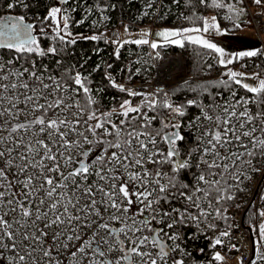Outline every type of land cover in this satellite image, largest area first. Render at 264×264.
<instances>
[{"label":"snow or ice","instance_id":"snow-or-ice-1","mask_svg":"<svg viewBox=\"0 0 264 264\" xmlns=\"http://www.w3.org/2000/svg\"><path fill=\"white\" fill-rule=\"evenodd\" d=\"M60 3L66 4L68 0H59ZM205 3L206 0H200ZM256 4L264 3V0H253ZM14 5L9 4L8 7L12 8ZM26 6V5H25ZM211 6L215 8L225 7L222 0H211ZM230 12L236 11L238 15H243V8L237 10L233 5H227ZM74 11V9H72ZM70 16L66 14V10L61 7H52L46 17L45 21H50L54 25L55 36L54 39L63 44H75L76 38L73 37L70 28ZM62 21V24H61ZM203 27L193 26L190 28L164 30L157 33V36L165 44H173L183 47L185 42L210 49L221 56L220 64L226 66L231 64L232 59L224 60V53L215 44L207 39H204L201 33H207L210 29L219 31V26L216 23V17L211 18V23L208 19H203ZM240 25L238 24L237 27ZM33 25L29 24L23 27V18L18 21L12 22L11 27H4L0 29V48H7L14 50L16 53L23 54L35 53L37 55H45V50L40 48L36 37L32 35ZM43 32V28L41 29ZM125 32H128L125 27ZM194 34V35H193ZM149 33L144 32L143 37H147ZM82 39H90L96 41L102 38L101 36L93 35L91 37H83ZM113 43H118L114 40ZM123 43H135L137 45L148 44L146 38L137 39L134 41H124ZM122 46V45H121ZM159 45L155 42L151 43V47L155 50ZM48 53L56 54L57 49L50 47L47 49ZM119 48H117V55ZM256 51H248L239 53L237 58L253 57L256 56ZM159 56V53H157ZM7 64H12L9 60ZM110 67V66H109ZM25 73L32 79L33 84L23 82ZM228 79L240 87L244 88L248 93L253 94L254 97H260L264 101V79H260L258 75H254L253 79H258V85H250L244 83L247 78L243 73L236 71H229L226 73ZM15 76L17 83L9 82L8 84L0 85V105L7 101L10 107L3 108L0 111V116H8L17 118L19 109L17 105L21 102L32 105L29 109V115L32 119L27 120L25 123H18L8 129L9 135L7 137L0 136V145H4L0 149V158L5 161V167H0V209L7 208V211H0V249H4L13 253V257L9 264H28V258L33 253L39 251L40 255L44 258V264H62V261L57 257L53 249H69V242L80 241L81 236L77 232L78 227H88L90 223H96L94 216H101L97 207L102 204L107 208L115 209L116 213H128L127 206L121 208L120 197L126 201L127 205H132L135 201L131 197H135L144 208L139 210V215L143 216L144 210H149L152 215L149 218L137 220L135 216L130 217L131 225L126 220H121L120 216L115 213L110 215V220L119 221L123 226L116 229L115 232L110 225L99 223L96 230L93 231V236L99 235L100 230H104L108 236L115 238L123 234L128 238V232L132 233L130 248L123 247V241H117L121 244L120 251L123 255L119 259H111L107 256L106 251L101 245L107 244V252H113L114 245L104 237L101 240H84L81 244L75 246V250L69 251L68 255L71 258L70 264H122V261H127L131 256H138L143 261V264H160L164 262L167 264L170 251L173 249L166 248L165 244L161 242L162 237L150 227L151 221L156 220L157 216L163 219L164 216H169L171 213H161L157 207L161 199H167V196L154 195V193L166 194L170 189H178V195L183 197L189 202V206L185 209H172V213H179V218L173 216L172 222L167 225L172 228L177 223H184L186 217L194 221H199L200 216H207L209 213L204 211L200 205V198L197 193L203 191L204 197L207 198L210 192L202 190L200 187H195L191 192H185L182 189L188 188V185H180L176 182V173L182 169L190 166L188 159H180V152L178 145L184 140V136L175 131L181 127L180 123L174 119H161V127L159 129L152 128V121L156 116H148L147 113L142 112V106L133 107L131 101L125 100L121 104L122 115L125 119L120 121L117 125L111 121V116L114 114L105 112L99 116L94 111H89L88 108L94 101L89 97L88 106H80L77 104L78 112L71 113L72 105L66 103L63 96L58 95L60 92L68 94L82 89L85 94H88L90 89L87 87L85 81L86 77L82 78L80 73L68 76V79L73 80L77 89H70L66 82L57 80L53 76L48 79L52 81L51 84L44 83V77L35 71L28 68L22 70H14L7 68L6 65L0 64V80H8L9 77ZM226 83V82H224ZM112 86L118 88L119 91H127L129 96L143 95L144 103L150 111H156L158 108L168 110L171 115L183 117L185 115L184 105H174L169 100V94L164 93V99L158 101L156 94L151 98L148 94L135 92L125 89L122 85H118L115 81ZM23 88V93L19 89ZM51 91H45L49 90ZM15 91V96H5L4 93ZM195 90V89H193ZM57 93L56 98L48 102V98ZM235 96V92L232 93ZM22 97V100H21ZM251 101L248 98L241 97L232 104L225 102L223 105V112L225 116L223 120L217 114L216 116L209 115L202 107V116L204 120L212 122L211 129L206 128L201 133V141L204 137H208L202 149L201 161L207 165L208 169L223 168L224 171L228 170V164H221L218 161H226L228 156L221 153L219 148H225L231 145L234 141L240 142L243 137H249L253 147L259 145L264 150V139H258L254 133L257 131L256 127H250L246 130L245 124H254L255 121L260 120L264 122V112L251 114L247 105ZM197 104L195 99L188 100L187 106L191 107ZM242 105L244 111L237 112L236 106ZM216 108L217 105H212ZM16 109V111H13ZM55 109H60L62 112H68L70 115L76 117L74 120L60 118L59 114H55V118L49 115L50 112L54 113ZM87 112V118L81 119L80 117ZM39 113V115H33ZM136 113L142 122L134 123L137 116H130ZM243 118L242 120L240 118ZM233 118L239 120L238 127L233 126ZM201 119V117H197ZM95 121V123H90ZM80 125L84 126V131H80ZM222 127L221 130H215ZM35 131H33V127ZM172 129V130H168ZM98 130H101L98 132ZM32 131V138L26 139L22 132ZM264 132V127L260 128ZM15 134V135H13ZM90 134V135H89ZM105 137H112V139H105ZM159 138V139H158ZM168 145L166 151L158 147L160 142ZM89 145L86 150L80 151L78 160L75 163L78 165L72 171L65 174L61 170L60 161L63 160L64 164L73 163L75 153ZM106 145V147H105ZM151 145V147H150ZM92 146H99L100 152L94 159L89 161V156L94 150ZM242 147L247 149V145L242 144ZM116 149L115 151H110ZM213 155L214 160L209 162L204 159L207 155ZM247 155L252 156L253 152L247 151ZM235 159H240L244 152L238 155L233 154ZM190 156V154H189ZM51 162V163H48ZM165 163L171 164V172L161 171L157 168L154 172L146 167V164L163 165ZM16 169L12 173V178L7 174L6 169ZM123 169L127 175L125 181L119 174V170ZM135 169V170H133ZM142 169V171H141ZM52 173L58 174V178ZM96 176L98 181L93 184L81 183L87 182L90 176ZM207 175H219V173L209 172ZM79 178V179H78ZM166 180V182H164ZM119 182V184H117ZM132 187H129V184ZM204 183L209 185V189L215 188L216 191H221L218 185L221 184L219 180H208L206 174L202 173L198 177V184ZM14 185H20L19 192L12 191ZM155 185L156 187H153ZM133 188L138 190L133 191ZM11 193L10 196L8 194ZM99 195L100 199L97 200ZM8 197L5 199V197ZM23 197L21 199L20 197ZM231 195L227 199H232ZM38 200V203L36 202ZM196 208L199 215H195L189 211V208ZM45 208L47 210H45ZM12 215V220L9 221L5 217ZM260 215L264 216V212ZM17 216L19 218H17ZM39 222V223H38ZM83 222V223H81ZM42 225V227H41ZM31 229L29 232L27 229ZM153 232L152 236L143 235L136 236L137 232L143 229ZM20 229H25L20 231ZM46 229L52 230V244H48L47 237L49 232ZM163 231V230H161ZM259 232L261 238L264 239V225H260ZM66 235L65 239H61ZM168 239L175 241L179 237L176 234L169 235L164 233ZM222 235H228L227 232ZM21 242H28L23 248H20ZM221 241L217 239L213 246L220 244ZM151 244L157 248L158 251L153 257L151 252L141 251L146 245ZM95 245V246H93ZM176 247H179L176 245ZM2 255V252H0ZM147 257L148 259H145ZM260 260H264V254L259 255ZM219 264L223 257L217 253L213 257ZM32 264H41L39 260H33ZM173 264H183L182 260L173 261ZM252 264H256L253 261Z\"/></svg>","mask_w":264,"mask_h":264},{"label":"trees","instance_id":"trees-1","mask_svg":"<svg viewBox=\"0 0 264 264\" xmlns=\"http://www.w3.org/2000/svg\"><path fill=\"white\" fill-rule=\"evenodd\" d=\"M12 1L13 0H0V19L5 15H10L16 18L22 17L24 21L29 20L27 25L31 24L34 26L32 35L36 37L40 48L45 50L46 54L43 56L35 53L19 54L14 50L0 48L2 64L6 65L7 68L14 70L28 68L47 78L53 76L57 80L66 82L70 86V89H77V86L73 80L68 79V76L74 77L78 72L82 78L86 77L85 83L90 89L88 94H85L82 89H78L75 92L69 91L72 92V99L74 100L73 104L70 103L72 105L70 109L71 113L78 112L77 104L80 106H88V99L91 97L94 103L90 105L88 110L94 111L97 116L105 112L112 113L113 110H115L110 119L113 123L119 125L120 121L125 119L120 115L122 111L120 106L125 100H128L131 101L133 107L142 106L141 111L147 113L148 116L157 117L152 121L153 129H159L161 127L162 118L174 119L180 123L181 127L175 130L179 131L184 136V140L178 145L180 152L179 158L188 159L190 166L175 174L176 182L180 185L189 186L188 188L182 189L185 192L190 193L195 187H200L202 190L209 191L210 195L207 198L204 197L203 191L196 194L197 197L200 198L201 208L209 213V215L200 216L199 221H194L186 217L184 223H177L172 228H168L167 225L172 222L173 216H176L177 219L179 218V213H172V209L176 208L183 210L189 206V202L177 194L179 191L178 189H170L166 194L154 193V195L167 196V199H161L160 203L154 206L157 207L161 213H171L169 216H164L162 220L157 216L159 223L155 224L152 222L150 224V227L154 229L156 233L163 236L169 248L173 249L170 251L167 264H173V261L182 260L181 253L186 254L190 259L188 261L182 260L183 264H218V262L213 259L217 253L224 256H234L222 249L212 247L208 236L213 228L227 227L229 225L226 209L237 206L245 190L240 187V181L235 177L237 164H233L227 171H224L223 168L208 169L207 165L201 161L202 141L200 137L201 133L208 126L205 123L197 125L194 121L197 117L202 115V107L209 115L216 116L218 114L220 116L221 105L225 101H236L244 97L251 101L247 105V108L251 114L255 115L264 112V101H262L260 97H254L253 94L248 93L244 88L230 81L224 72L218 78L187 81L168 90L155 91L154 94H156L158 101H162L164 99V93L167 92L171 103L177 106L184 105L185 115L183 117L171 115L168 110L163 108L150 111L144 103V99L139 100L137 96H129L128 92H121L118 89L112 88L108 84L106 73L109 71L116 79H122L127 71L132 79L145 82L151 75L154 61L160 62L169 51L183 50L188 54L187 60L190 65L188 73L200 76L202 73L210 72V70L213 69L210 65V56L215 55V53L210 49L185 42L183 47L176 45H159L155 49L156 54L159 53V56L156 55L155 58H152L147 45L122 43V46L120 45L118 47L119 53L117 55V50L115 53L113 52V44L103 35L101 39L96 41L77 38V36H101V30L91 25L93 21H97L100 14L105 17V24L109 27H117L119 24H123L130 28V26L134 24L142 26L151 22L155 25L161 24L159 26L169 27L173 23L179 22L177 28H190L193 26L202 28L203 19H205L206 16H213L216 17V22L219 23L221 27L233 28L238 24L249 23L246 5L251 11L256 13L262 3L258 5L254 3L253 0H222L225 7L215 8L211 6V0H206L205 3H201L200 0H152L150 7L147 9V13H145L144 5L146 0H68L66 4L60 3L59 0H23V2L20 3H13L14 6L9 8L8 5ZM218 2H220V0H218ZM229 4L233 5L237 10L243 8V15H238L236 11L230 12L227 7ZM57 5L63 8L68 6L71 10L74 9V11H71L70 15L69 30L72 32L73 37L76 38L75 44H63L54 39L55 26L52 25L50 21L44 20L48 11ZM85 10L88 12L87 15H85ZM42 28L43 32L41 31ZM50 47H55L57 49L56 54L53 55L47 52V49ZM145 56L151 59L149 65L143 62ZM255 57L259 58L262 63L264 62L259 51H257ZM9 60L12 61L10 65L7 64ZM251 69L252 68H248V71H251ZM255 71L264 73L261 69ZM48 82L50 84L52 83L49 79ZM233 92H235V96L232 95ZM56 95L57 93H55V98ZM58 95L63 96V92L58 93ZM149 97L151 98V96ZM193 99L197 101V104L188 107L187 101ZM214 104L217 105L216 108L212 107ZM55 114H59L60 118H65L66 116L67 119H76L75 116L70 115L68 112H60V109H55L54 113H49L52 118H55ZM33 115H39V113ZM19 116L21 119L19 123H22L23 118L20 114ZM130 116H137V114L132 113ZM80 118L86 119L87 112ZM30 119H32L30 115L24 117L25 122ZM140 122H142V120L137 116V120L134 123ZM90 123H95V121H90ZM15 124L18 123H14L13 125ZM251 125L256 127V133L263 137L264 132L260 131V128L264 127V122L257 120ZM78 127L79 129L83 127L82 131H84L83 125ZM8 129L5 131L4 137L9 135ZM215 130H221V127ZM99 131L101 130H98V132ZM105 139L110 140L112 137H105ZM88 147L90 146L88 145ZM92 147L97 155L102 154L99 146ZM158 147L166 151L168 145L161 141ZM115 150L116 149H111L110 151ZM249 151L253 152V155H248L247 158L254 164H258L260 156L264 154V150L258 145L250 148ZM94 158L95 157H91L89 161ZM204 159L210 162L207 157H204ZM226 161H228V159ZM226 161H221L219 163L224 164ZM0 167H5V161L1 158ZM146 167L153 172L159 168L161 171L172 175V165L168 163L163 165L146 164ZM15 171L16 169L14 168L6 169L10 178H12V173ZM209 172L219 173V175H207ZM202 173L206 174L208 180L221 181V184L218 185L221 191L218 192L215 188L209 189V185L204 183L198 184V177ZM88 181L92 182L93 176H90ZM164 182H166V180ZM153 187L156 186L153 185ZM20 189V185H14L12 191L19 192ZM3 190V188H0V191ZM10 195L11 193L8 194V196ZM229 195L233 197L230 200L227 199ZM7 198L6 196L5 199ZM20 198L23 199L22 196ZM36 202L38 203V200ZM261 203L262 207L257 211V215L261 218L260 223H258V233L264 249V239L261 238L259 232L260 225H264V216L260 215L261 212H264V189L261 193ZM0 211H7V208H2ZM189 211L195 215H199V211L196 208L190 207ZM148 212L151 216L152 213L149 210ZM5 218L11 221L12 215ZM17 218L19 217L17 216ZM202 223L204 225H201ZM244 224L248 227H252L253 210L251 206L246 211ZM27 230L31 232L30 228ZM143 230L148 236L154 234L153 232H149L146 228ZM20 231H24V229H20ZM77 232L79 235L82 233L81 230H77ZM164 233H168L169 235L176 234L179 238L173 241L168 239ZM47 240L49 239L47 238ZM176 245L179 247H176ZM157 251V248H151L149 250V252L153 254V257H155ZM0 252H2V254L11 253L4 249H0ZM258 257H254L250 264H252L253 261H256V264H264V260H260ZM145 259L148 258L145 257ZM160 264H164V262H160Z\"/></svg>","mask_w":264,"mask_h":264},{"label":"rangeland","instance_id":"rangeland-1","mask_svg":"<svg viewBox=\"0 0 264 264\" xmlns=\"http://www.w3.org/2000/svg\"><path fill=\"white\" fill-rule=\"evenodd\" d=\"M20 2H23V0H13L10 4H13V3L16 4V3H20ZM151 2H152V0H146L145 5H144L145 13H147V9L150 7ZM261 6H262V8L259 12L261 14H264V5L261 4ZM55 7L63 8L60 5H57ZM63 9L66 10L67 15H69V16L71 15L72 10L70 7L65 6ZM85 11H86L85 15H87L88 12H87V10H85ZM256 13H258V12H256ZM212 17L213 16H206L205 19H208L209 22L211 23ZM18 19L19 18L10 16V15L3 16L0 19V29H3L4 27H11V23L18 21ZM105 21H106L105 17L102 14H100L97 21H93L91 23V25L93 27L99 28L101 30V34L103 36H105L113 45L120 46L124 41H134L137 39L146 38L149 41V43L148 44H141V45H147L149 47L148 50L151 53V56H153L154 58L156 57L157 54H156V51L151 47L152 42H155L158 45H173L170 43L165 44L157 36V33L164 31V30L182 29V28H177V25L179 24V22L173 23L169 27L159 26L161 24H156V25L155 24H148V25H142V26L134 24L133 26H130V28H128L129 26L123 25V24H119L117 27L116 26L109 27L108 25L105 24ZM221 21H223V20H221ZM27 23H29V20H27V21L23 20V27H26ZM61 24H62V21H61ZM217 25L219 26V31H217L216 29H210L209 32L201 33V35L203 36L204 39H207L208 41L215 44L217 47H219L222 50V52L224 53V56H223L224 60L232 59L233 62L231 64H234V65L237 64L238 58H236L234 60H233V58L238 56L239 53L244 52L243 49H245L247 44H249V43H246V41H249L252 45V47L249 48V51H256V52L259 51L258 41H257V39L255 40V38L250 34V32H249L250 28H249L248 24L244 25L242 27V29L239 31H236V29H234V28L232 29V27L220 28L221 26L219 25V23H217ZM125 27H127V29H128L127 33L125 32ZM250 27H251V25H250ZM183 28H187V27H183ZM144 32L149 33V35L147 37H143ZM80 37L81 36H77V38H80ZM114 40L118 41V43H113L112 41H114ZM243 45H244V47H243ZM214 53H215V55L210 56V65L213 68L209 72L211 74H213V72L218 68H225V66H222L220 64L221 56L219 54H217L216 52H214ZM143 62L146 63L147 65H149L151 63V59L145 56L143 59ZM260 62H262V61H260ZM0 64H2L1 58H0ZM257 69H261L264 71V66H262L260 64L258 67L255 66L254 68H252L251 71H248V68H241L239 66H234L232 68H230V67L225 68L223 70L222 74L224 72L227 73L230 70L236 71L238 73H243L245 75V77H247L244 79L243 82L255 86V85H258L259 81H258V79H253L251 77H253L254 75H258L260 79H264V73H259V72L255 71ZM187 72H188V69H187ZM42 76L44 77L43 82L50 84L48 82V78L44 75H42ZM9 82L17 83L18 81H17V78L15 76H12V77H9L8 80H0V85L8 84ZM23 82L28 83L30 85L33 84L32 79L28 77L27 73H25V77L23 78ZM24 91L25 90L23 88L19 89L20 93H23ZM45 91L50 92L51 89L45 90ZM4 95L5 96H15V95H17V93L15 91L10 90L9 92L4 93ZM63 97H64L66 103H72L73 104L74 100L72 99V92H68V94H65L63 92ZM138 97H139L138 98L139 100L144 99L143 96H138ZM54 99H55V93H53L48 98V102H51ZM21 100H22V97H21ZM225 102H227L228 104H232L235 101L230 100V101H225ZM225 102L221 105V110H220V116H221L222 120L225 116V113L223 112V105L225 104ZM8 107H10V105L8 104L7 101H4L3 104L0 105V111H2L3 108H8ZM31 107H32V105H28V107L26 108L25 104L23 102H21L17 105V108L20 110L19 114L23 118L22 123L25 122L24 117L29 116V109ZM235 110L239 113V112L244 111V107L242 105H237ZM13 111H16V109H14ZM60 112H62V111L60 110ZM199 117H201V119L198 120L196 118L194 121L195 124L201 125L202 123H205V124H207L208 129H211L213 127V124L211 121L204 120L202 115H200ZM69 119L72 120V118H69ZM240 119L242 120L243 118L241 117ZM20 120L21 119H20L19 115L17 118H12L11 116H8L7 120H6L5 116H0V136H3L5 131L8 128H10L14 123H19ZM232 124H233V126L238 127L239 120L233 118ZM222 127L223 126H221V131H222ZM250 127H254V126L251 125L250 123H246L244 130H246ZM79 130L82 131L83 127L80 128ZM33 131H35V127H33ZM22 135H24L26 139H31L32 138V131L22 132ZM254 135L258 139H264V135H263V137L259 136L256 132L254 133ZM207 139H208V137L203 138L202 149H203L204 144L206 143ZM232 139L234 142L231 145H229L225 148H219V151L228 156V161L224 162V163L228 164V166H229L228 168H230L233 164H237L235 177L240 181V187L243 188L245 190V193H246L248 191V189L250 188V186L257 179V177H259V175L261 177L263 176V174L261 175V173H260L259 166L264 163V154L260 156L259 163L254 164L253 162H251L247 158L248 155L246 154V152L249 151V149L253 147L250 138L249 137H243L240 142H235L234 137H232ZM242 144L247 145V149L242 147L241 146ZM256 146H258V145H256ZM3 147H4V145H0V149H2ZM150 147H151V145H150ZM87 148H88V145H84V147L82 149L78 150L77 154L73 157V163L65 165L63 160H61L60 161L61 170L65 174H67L69 171H72L75 167H77L78 165L75 163V160H78L80 158L79 152L84 151ZM241 152H244L245 155L240 157V159H235V156L233 154L238 155ZM96 156H97V153H96V151L93 150L88 159H90L91 157H96ZM206 157L210 160V162L215 159V157L211 154L207 155ZM1 159L4 161L3 158H1ZM218 162H221V161H218ZM48 163H51V162H48ZM133 170H135V169H133ZM119 174L122 176V178L125 181H127V175L124 173L123 169L119 170ZM51 175H54L58 178V174H56V173H52ZM95 182L104 183L102 181H98V178L94 175H93V181L92 182L81 181L82 184L83 183L93 184ZM117 184H119V182H117ZM129 187L130 188L132 187L131 183L129 184ZM136 190H138V189L133 188V191H136ZM260 192H262L261 188H260ZM242 197H244V195ZM131 198L135 201L132 205H127L126 201H124L122 197L119 198L121 201V208L123 209V207L127 206L129 208L128 213H123L122 211L120 213H116L115 209H111V208L106 209L105 205L98 204L97 207L101 213V216L97 217V216L93 215V217H92V219H94L96 221V223H90L88 227H78L77 228V230L82 231V233H80L81 240L69 242V245H70L69 249H59V250H57L55 248L53 249V251L56 252L57 257L62 261V264H70L71 258L69 257L68 253H69V251L75 250L76 245L81 244L82 241H84V240H101V237L108 239L110 241V243H112L114 245L113 252H107L108 245L103 244V242L101 240V245H102L103 249L106 251L107 256L113 260L119 259L123 255V253L120 251L121 244L119 246V243L117 241H123V247L130 248L132 246V244L130 243V240L132 239V233L128 232V234H127L128 238L126 239L123 234H120V235L116 236L115 238L108 236L104 230H100L99 235L94 237L93 231L96 230L97 225L99 223H105V222H107L110 225V227L113 229L114 232L116 229L122 227L123 225L119 221L114 222V221L110 220V215L113 213L120 216L121 220H126L129 225H131L130 217L135 216L137 220L149 218L150 214H149L148 210H144L143 216L139 215V210L143 209L144 206L141 203H139V201H136L135 197H131ZM99 199H100V197L98 195L97 200H99ZM45 210H47V209H45ZM260 220H261V218L259 216H257V222L258 223H260ZM152 222L157 224V223H159V220L158 219L152 220L151 223ZM81 223H83V222H81ZM201 225H204V224L202 223ZM41 227H42V225H41ZM46 231L49 232V236L47 237L49 240H47L48 244L45 246H49L52 244V240H51L52 230L46 229ZM255 233H256V231H255ZM67 234L68 233H65V235L62 236L61 239L62 240L65 239ZM143 235H147L144 230L136 233V236H143ZM258 235H259V233H258ZM159 236L162 237V239H163L162 235H159ZM26 243H28V242H21L20 248H23ZM93 246H95V245H93ZM151 248H155V247H153L151 244H148L144 248H142L141 251L149 252V250ZM260 253L264 254V252H260ZM220 255L223 257V260L221 262H219V264H241L239 262V259L236 256H232V255H225L224 256L222 254H220ZM258 256L259 255H257V257ZM12 257H13L12 252L10 254L5 253V254L0 255V264H9ZM34 259L39 260L41 262V264H44V258L40 255L39 251L33 253L32 256H30L28 258V264H32ZM181 259L185 260V261L190 260L186 254H182V253H181ZM81 264H83V261L81 262ZM122 264H143V261L141 260L140 257L133 255V256L129 257V259L127 261H122Z\"/></svg>","mask_w":264,"mask_h":264},{"label":"built area","instance_id":"built-area-1","mask_svg":"<svg viewBox=\"0 0 264 264\" xmlns=\"http://www.w3.org/2000/svg\"><path fill=\"white\" fill-rule=\"evenodd\" d=\"M262 5H264V3H262ZM246 10L250 25L258 41L260 56L264 60V14L251 11L247 5ZM148 24L153 23L151 22ZM118 47V45H113L114 53ZM152 58L154 57L152 56ZM187 58L188 54L186 51H169L165 58L160 62H153L151 75L145 82H141L138 79H132L128 75L127 71L122 79H116V77L108 71L106 73L107 81L114 89L118 88L112 86L113 81H115L118 85H122L125 89L152 96L157 90H168L187 81L218 78L225 68H232L234 66H239L241 68H254L255 66L258 67L260 64L264 66V62H260L259 58L255 56L241 57L237 60L238 65L228 64L225 68L216 69L213 74L204 72L200 76H195L187 72V69L190 67ZM175 63L179 65V69L175 70L174 73H168L166 71L167 68ZM136 96L138 97L143 95ZM259 170L263 176L261 177L259 175V177H257L248 191L243 194L244 197L240 199L237 206L226 209V214L229 218V225L227 227L213 228L208 236L212 247L222 249L229 254H233L239 259L241 264H250L254 257L260 255V252H264L258 235L257 222V211L262 207L260 198L262 192H260V188L261 190L264 189V163L259 166ZM250 206L253 210L252 227H248L244 224L245 214ZM225 232H227L228 235H222V233ZM217 239H219L221 243L213 246Z\"/></svg>","mask_w":264,"mask_h":264},{"label":"crops","instance_id":"crops-1","mask_svg":"<svg viewBox=\"0 0 264 264\" xmlns=\"http://www.w3.org/2000/svg\"><path fill=\"white\" fill-rule=\"evenodd\" d=\"M261 8H262V6H260L259 7V10H258V13H260L259 11L261 10ZM249 25V28H250V34L255 38V40H256V37H255V34H254V32H253V30H252V28L250 27V23H248V22H246V23H243V24H239L240 26L239 27H237V25L235 26V27H233L234 29H236V31H239V30H241L242 29V27L244 26V25ZM220 28H223V27H220ZM232 28V29H233ZM237 34V33H236ZM246 43H249V44H247V48L245 47V49H243L244 50V52H248L249 51V48L250 47H252V45H251V43L249 42V41H246ZM243 47H244V45H243ZM246 50V51H245ZM238 56H236V57H234L233 58V60L234 59H236Z\"/></svg>","mask_w":264,"mask_h":264},{"label":"bare ground","instance_id":"bare-ground-1","mask_svg":"<svg viewBox=\"0 0 264 264\" xmlns=\"http://www.w3.org/2000/svg\"><path fill=\"white\" fill-rule=\"evenodd\" d=\"M177 69H179V65L177 63H175L172 66H169L166 71L168 73H174L175 70H177Z\"/></svg>","mask_w":264,"mask_h":264},{"label":"water","instance_id":"water-1","mask_svg":"<svg viewBox=\"0 0 264 264\" xmlns=\"http://www.w3.org/2000/svg\"><path fill=\"white\" fill-rule=\"evenodd\" d=\"M161 242L165 244L166 248H169L165 239H162Z\"/></svg>","mask_w":264,"mask_h":264}]
</instances>
